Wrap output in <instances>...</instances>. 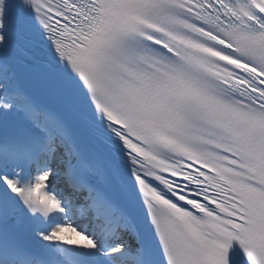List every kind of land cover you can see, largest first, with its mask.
I'll list each match as a JSON object with an SVG mask.
<instances>
[{"label":"snow or ice","instance_id":"snow-or-ice-1","mask_svg":"<svg viewBox=\"0 0 264 264\" xmlns=\"http://www.w3.org/2000/svg\"><path fill=\"white\" fill-rule=\"evenodd\" d=\"M0 264H264V0H0Z\"/></svg>","mask_w":264,"mask_h":264}]
</instances>
